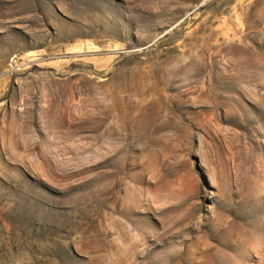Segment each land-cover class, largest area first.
Instances as JSON below:
<instances>
[{"label": "rangeland", "instance_id": "374dc122", "mask_svg": "<svg viewBox=\"0 0 264 264\" xmlns=\"http://www.w3.org/2000/svg\"><path fill=\"white\" fill-rule=\"evenodd\" d=\"M0 264H264V0H0Z\"/></svg>", "mask_w": 264, "mask_h": 264}, {"label": "bare ground", "instance_id": "6f19581e", "mask_svg": "<svg viewBox=\"0 0 264 264\" xmlns=\"http://www.w3.org/2000/svg\"><path fill=\"white\" fill-rule=\"evenodd\" d=\"M83 13H84V12H83ZM86 18H87V17H86ZM71 32H72V31H71ZM58 34H59V33H58ZM60 34H62V33H60ZM72 34H73V33H72ZM63 36H64V35L62 34V37H63ZM65 37H66V36H65ZM42 39H43V38H42ZM66 39H67V38H66ZM39 40H41V38H38L37 42L35 41V42H33V43H34V44H35V43H37V44H38V43H41ZM16 45H17V44H16ZM27 45H28V44H27Z\"/></svg>", "mask_w": 264, "mask_h": 264}]
</instances>
